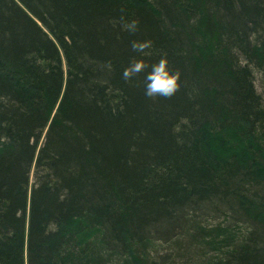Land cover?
<instances>
[{
	"label": "trees",
	"instance_id": "obj_1",
	"mask_svg": "<svg viewBox=\"0 0 264 264\" xmlns=\"http://www.w3.org/2000/svg\"><path fill=\"white\" fill-rule=\"evenodd\" d=\"M0 264H264V0H0Z\"/></svg>",
	"mask_w": 264,
	"mask_h": 264
},
{
	"label": "clouds",
	"instance_id": "obj_2",
	"mask_svg": "<svg viewBox=\"0 0 264 264\" xmlns=\"http://www.w3.org/2000/svg\"><path fill=\"white\" fill-rule=\"evenodd\" d=\"M138 21H130L123 25L124 29L133 32L136 30ZM150 41L144 42H133L132 48L138 52L143 53L145 49L150 46ZM145 67V63L142 59L133 58L126 67L122 75L124 79H130L134 74L141 72ZM179 76L178 71L173 72L168 67V61L165 56H162L156 63L151 66V71H149L145 76V95L149 97L162 96L169 97L172 96L179 88Z\"/></svg>",
	"mask_w": 264,
	"mask_h": 264
}]
</instances>
